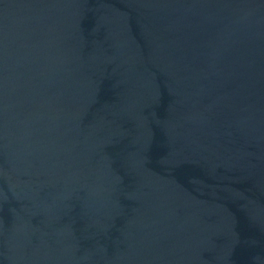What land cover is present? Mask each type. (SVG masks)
<instances>
[{"label":"water","instance_id":"obj_1","mask_svg":"<svg viewBox=\"0 0 264 264\" xmlns=\"http://www.w3.org/2000/svg\"><path fill=\"white\" fill-rule=\"evenodd\" d=\"M0 264H264V0H0Z\"/></svg>","mask_w":264,"mask_h":264}]
</instances>
